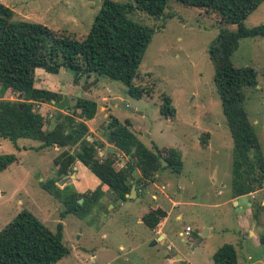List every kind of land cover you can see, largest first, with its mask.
Listing matches in <instances>:
<instances>
[{
    "label": "rangeland",
    "instance_id": "374dc122",
    "mask_svg": "<svg viewBox=\"0 0 264 264\" xmlns=\"http://www.w3.org/2000/svg\"><path fill=\"white\" fill-rule=\"evenodd\" d=\"M0 2L13 10V20L40 23L77 40L88 32L101 6V0ZM131 16L154 28L134 80L136 85L150 89L149 95L133 98L122 82L104 75H84L74 84L73 73L65 68L58 72L38 68L35 84L40 88H54L61 97L64 93L69 98L77 93L75 85L83 87L85 93L81 97L97 104L89 126L105 139L109 116H113L120 121L128 120L130 130L148 148L170 146L179 151L183 161L179 175L168 168L158 176L155 174L158 183L169 184L167 191L172 199L184 202L170 207L172 212L164 229L166 237L157 239L158 236L137 221L136 215L143 206L140 202L114 200L104 184L99 187L102 196L85 214L62 215L65 207L60 196L76 189L69 183L70 179L67 184L56 182L60 188L58 196L43 187L44 182L55 176L53 152L36 148L39 142L29 138H20L18 143L33 147L19 149L9 139L0 137V153H13L17 158L0 172V229L23 208L53 231L61 222L70 253L56 264H213V253L225 243L234 245L239 264H264V186L239 196L237 204L229 200L233 144L208 52L219 31L235 30V24L225 23L215 11L174 0H168L159 18L139 10ZM244 24L246 27L264 24V2L247 16ZM231 60L235 66H250L257 73L256 86L244 88V105L264 155V37L241 38ZM163 94L171 98L175 108L173 118L159 112ZM50 108L52 112L57 110L54 104ZM43 111L44 106L38 110L40 114ZM63 112L73 114L67 109ZM106 141H102L104 146ZM120 166L118 160L115 167ZM88 175L95 179L91 173ZM84 181L93 187L89 178ZM253 193H256L254 200ZM249 201H252L251 207ZM162 203L168 208L171 205V202ZM259 205L262 207L253 217V210ZM247 208L251 211L245 213ZM179 213L181 218L177 219ZM241 215L245 220L239 229ZM186 226L191 228L188 235L184 234ZM176 254L181 258L176 259Z\"/></svg>",
    "mask_w": 264,
    "mask_h": 264
},
{
    "label": "trees",
    "instance_id": "16d2710c",
    "mask_svg": "<svg viewBox=\"0 0 264 264\" xmlns=\"http://www.w3.org/2000/svg\"><path fill=\"white\" fill-rule=\"evenodd\" d=\"M174 1L215 11L222 21L236 26L235 30L221 29L208 52L214 64L213 81L233 144L231 194L238 197L262 189L264 155L244 105V88L256 86L257 73L250 66H235L231 56L241 38L264 37V24L252 27L244 24L247 16L264 0ZM167 2L101 0L88 32L79 40L40 23L13 20V10L0 2V87L5 97L0 98V137L9 139L15 146L18 139L29 138L40 142V147H67L53 158L55 176L42 184L50 193L60 195L56 182L71 174L75 161H80L101 184H105L114 200H128L132 185H135L137 196L143 194L155 181L158 169L168 168L173 174H180L183 163L179 151L170 146L148 148L130 130L128 120L120 121L113 116H109L106 128L107 138L112 140L115 149L105 150L99 156L98 151L104 144L94 138L87 139L90 133L85 123L96 113L94 100L80 97L74 106L67 108L73 114L64 113L51 129L50 123L44 128L45 119L35 108L36 103L61 99L58 92L34 87L38 67L48 72L68 69L73 73L74 84H78L84 75H104L122 82L127 94L133 98L149 95L150 89L136 85L134 80L138 77V67L154 28L135 20L131 13L139 10L159 18ZM10 94L16 98H6ZM159 112L166 118L175 116L168 95H162ZM117 151L124 157L119 168L115 167L119 160ZM16 159L13 153H0V172ZM161 159L167 165H162ZM137 170L139 174L134 177ZM102 194L97 187L61 195L60 201L65 207L62 215L82 216ZM79 199H82L81 203ZM261 207H255L253 217ZM165 216L161 207H152L141 216V222L155 232ZM69 253L62 223H57L53 231L25 208L0 229V264H56ZM212 263L239 264L234 245H221L212 255Z\"/></svg>",
    "mask_w": 264,
    "mask_h": 264
},
{
    "label": "crops",
    "instance_id": "0c3cea01",
    "mask_svg": "<svg viewBox=\"0 0 264 264\" xmlns=\"http://www.w3.org/2000/svg\"><path fill=\"white\" fill-rule=\"evenodd\" d=\"M2 3V2H1ZM7 6V5H6ZM38 68H41V67H38ZM38 68L35 69V75H36V71L38 70ZM34 87H37L36 84H35V81H34ZM37 88H40V87H37ZM42 88H45V86H43ZM51 91H55L54 88H49ZM80 89V86H76L75 85V90L78 91ZM82 93L84 94L85 92L82 91ZM0 98H5L3 96H0ZM8 99H15L16 97L13 95V94H10L8 97ZM37 107H39L37 109V111L42 107L44 106V111L43 113H41L42 116H44V119H45V124H44V128H46L47 126V123H50V126L54 120V116L56 115V111H53L51 110L50 107L53 108V104L52 102L50 103H46V102H39V103H36ZM100 109L103 110L104 109V106L101 105L100 106ZM64 114V112H63ZM104 115H106V113H104ZM108 115V114H107ZM106 115V116H107ZM52 116V119H49L50 117ZM93 118L89 119V120H86L85 123L88 127V130H89V133L90 135L87 136V139H91V138H94V139H99L103 142L106 141L105 143V146L102 147L99 151H98V155L102 156L104 151H102L104 148L107 150V151H111V150H114L115 147L113 146L112 143H109L108 142V138L105 139V137H102L100 135H98L90 126H89V122L92 120ZM49 126V128H50ZM92 136V137H91ZM20 141V139L17 140L16 142V145L15 146L16 148H22V149H25V148H32L33 146L31 145H21L19 144L18 142ZM208 143H209V140L206 144L205 147L208 146ZM112 146V149L111 150H108V146ZM36 148H40V142H39V145L36 147ZM45 150H48V151H52L53 152V155H52V161H53V158L59 153L61 152L62 150L66 149L67 147H59V146H48V147H43ZM103 152V153H101ZM116 154L120 157L119 160H120V164L122 165L123 162H124V157L121 155V153L119 151L116 152ZM182 156V155H181ZM183 163V161H182ZM89 170L87 169L86 166H84L80 161H75L73 164H72V172L70 175L64 177V178H61L58 182V185H60V181L61 180H64V182L62 184H67V179H70V184L72 183V185L75 187V191L78 192V193H82V192H86L87 190H94L98 187H101V184L100 183V180L94 175L92 174L90 171L88 172ZM162 172V170L160 171V173ZM91 173L92 175H94L95 179L92 177V176H89L88 174ZM157 173V172H156ZM159 173V174H160ZM181 173V172H180ZM139 174V171L137 170L136 173H134V177H136V175ZM157 173V176L159 175ZM89 176V177H88ZM85 178H89L90 179V182H92L94 185L93 187H88ZM57 185V186H58ZM105 185V184H104ZM106 186V185H105ZM107 187V186H106ZM181 187L178 186L177 187V190H179ZM108 189V188H107ZM106 189V190H107ZM169 189V184L168 183H158L156 180L154 182H152L150 185H148V187L146 188V190L144 191L143 194H140V196H137V190H136V196L138 197V199H134V198H129L128 200L132 201L133 203H137V202H140L141 205H143L140 209V213L138 215H136V219L138 222H141V216L147 212L150 208L152 207H161L165 212H166V216L162 219L159 227L157 228V230L155 232L151 231L152 233H154L155 236H161L162 235V238L161 239H164L166 237V232H165V225H166V222L167 220L169 219L170 215H171V212L172 210L170 209V207L172 205L174 206H178L180 205V203H184V202H180V201H177L175 199H172L171 195L169 194V192L167 191ZM231 194V193H230ZM255 194L256 193H253L251 194L252 196H254V198H251L254 200L255 199ZM111 195V194H110ZM239 197V196H238ZM238 197H233L232 194L230 195L229 197V200L233 201L234 204H237L238 201H237V198ZM112 198V195L111 197ZM145 200V202L143 201ZM126 201V200H125ZM121 202H124L123 200ZM162 202H171V205H169V208L168 207H165L164 206V203ZM118 203V202H117ZM264 203V200L262 201V205ZM146 204V205H144ZM251 204H252V201L248 202V206L251 207ZM247 213V211H251V208H247L245 209ZM177 219H180L181 218V214L179 213L177 216H176ZM243 215L239 216L238 217V223H239V229H241V225H243L244 223V220L243 219ZM182 232H180L181 234ZM158 239V238H157ZM175 258L176 259H179L181 258V256L179 254H176L175 255Z\"/></svg>",
    "mask_w": 264,
    "mask_h": 264
},
{
    "label": "water",
    "instance_id": "95a60500",
    "mask_svg": "<svg viewBox=\"0 0 264 264\" xmlns=\"http://www.w3.org/2000/svg\"><path fill=\"white\" fill-rule=\"evenodd\" d=\"M84 90V88L82 87L81 89H79L77 91V93L74 95V97L69 98L66 94L63 93L61 99L59 100H52V104H54L55 108L57 109V113L54 116V120L50 126V129L56 124L57 121H60L63 117V111L65 109H67L68 107H72L74 106L78 99L81 97L82 95V91ZM21 96H18V98H20ZM123 106L131 111H133L127 104H123ZM108 142L112 143V140L108 138ZM112 146H108V150H111ZM162 165H166L167 162L164 159H161ZM161 171V169L157 170V173H159ZM64 182V180H61L60 183L62 184ZM128 198H134V199H138V197L136 196V188L135 185H132L130 188V192L127 194ZM123 199L119 198V201L121 202ZM79 202H82V199H79ZM203 235H201L198 239L197 242L201 240V237ZM162 235L158 237V239H161ZM153 243H156V240L153 241Z\"/></svg>",
    "mask_w": 264,
    "mask_h": 264
},
{
    "label": "built area",
    "instance_id": "2783aa9c",
    "mask_svg": "<svg viewBox=\"0 0 264 264\" xmlns=\"http://www.w3.org/2000/svg\"><path fill=\"white\" fill-rule=\"evenodd\" d=\"M0 1H1V0H0ZM190 232H191V228H190V226H186V227H185L184 234L188 235ZM168 248H169V247H168Z\"/></svg>",
    "mask_w": 264,
    "mask_h": 264
}]
</instances>
